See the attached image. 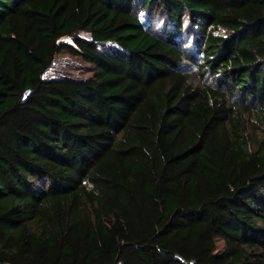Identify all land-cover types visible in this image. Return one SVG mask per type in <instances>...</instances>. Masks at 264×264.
<instances>
[{"label":"trees","instance_id":"obj_1","mask_svg":"<svg viewBox=\"0 0 264 264\" xmlns=\"http://www.w3.org/2000/svg\"><path fill=\"white\" fill-rule=\"evenodd\" d=\"M0 264H264V0H0Z\"/></svg>","mask_w":264,"mask_h":264},{"label":"rangeland","instance_id":"obj_2","mask_svg":"<svg viewBox=\"0 0 264 264\" xmlns=\"http://www.w3.org/2000/svg\"><path fill=\"white\" fill-rule=\"evenodd\" d=\"M141 16L147 20V16L143 12ZM61 41L75 48L79 54H72L68 50L61 51L53 58L52 65L45 73V78L62 76H70L77 79L92 78V64L88 60H85V55L88 57L99 56L109 61L114 56L125 55V52L113 43L99 44L93 42L90 32L85 30L78 31L74 35H67ZM188 45L186 44V46ZM191 70H193V67H191Z\"/></svg>","mask_w":264,"mask_h":264}]
</instances>
